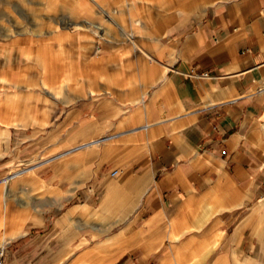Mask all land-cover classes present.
Instances as JSON below:
<instances>
[{
    "label": "crops",
    "instance_id": "1",
    "mask_svg": "<svg viewBox=\"0 0 264 264\" xmlns=\"http://www.w3.org/2000/svg\"><path fill=\"white\" fill-rule=\"evenodd\" d=\"M23 2L33 25L0 33L6 264H264V0ZM26 46L61 89L27 85Z\"/></svg>",
    "mask_w": 264,
    "mask_h": 264
},
{
    "label": "rangeland",
    "instance_id": "2",
    "mask_svg": "<svg viewBox=\"0 0 264 264\" xmlns=\"http://www.w3.org/2000/svg\"><path fill=\"white\" fill-rule=\"evenodd\" d=\"M24 0H0V33L1 29H11L12 32H16L15 28L20 30H26L27 28H30L33 23L31 20H28L27 16H23L22 12H20L18 9L23 10L24 8L27 11L28 9H32L34 11H28L27 13L38 14L39 11L43 10V6H38L36 8L30 6L29 4H25L23 2ZM56 7V6H53ZM36 10V11H35ZM26 13V12H25ZM27 13L25 15H27ZM39 23L41 20H37ZM35 22V20H34ZM25 39L32 38L33 35L25 34L23 36ZM0 39H2V36L0 35ZM6 53L8 55L6 56ZM12 52H4L0 49V76L5 73L11 74L13 73L17 68L16 66L12 65L13 62H15V55H11ZM48 53L54 54L55 51L49 52V51H34L33 48L26 46L24 49V63L23 68L25 74L28 76V78L31 80V82H27V85L35 86L33 89H43L42 84L44 85L45 89H61V86L64 85V83L57 82L56 80H60L63 76V69L62 67H55L51 58H47ZM41 58L39 59L37 56ZM34 57H37L39 60H35ZM6 58H9L7 60ZM3 59H6L7 61L4 62ZM54 59V58H53ZM51 62V63H50ZM58 62V61H57ZM50 63V65H49ZM5 65V66H3ZM8 66V67H7ZM42 79L41 81L43 83L39 84L38 79ZM63 78V77H62ZM63 80V79H62ZM3 181V180H2ZM1 181V182H2ZM1 250V247H0ZM260 262V261H259ZM255 262H252L251 264H254Z\"/></svg>",
    "mask_w": 264,
    "mask_h": 264
},
{
    "label": "built area",
    "instance_id": "3",
    "mask_svg": "<svg viewBox=\"0 0 264 264\" xmlns=\"http://www.w3.org/2000/svg\"><path fill=\"white\" fill-rule=\"evenodd\" d=\"M262 197L264 198V181L262 185ZM0 264H6L5 258H4V252L0 250Z\"/></svg>",
    "mask_w": 264,
    "mask_h": 264
}]
</instances>
